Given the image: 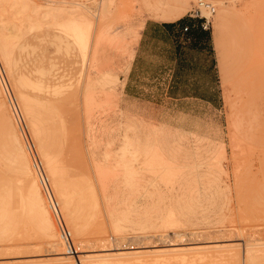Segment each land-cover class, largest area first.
Listing matches in <instances>:
<instances>
[{"label":"rangeland","instance_id":"obj_1","mask_svg":"<svg viewBox=\"0 0 264 264\" xmlns=\"http://www.w3.org/2000/svg\"><path fill=\"white\" fill-rule=\"evenodd\" d=\"M35 1L41 2V0ZM43 1L44 0H42V5L44 3ZM123 1L124 4L131 3L134 8L133 11H131L130 18L132 26L139 24L141 20L164 19L161 15L164 13V10H167V7H165L166 9L161 7V2L163 1L165 4L175 6L184 5V7H186L184 15L194 9L199 1H206L213 4L216 9L215 13L211 16L209 13L205 12L204 15L208 17L211 16V36L216 46L218 62L221 64L222 71V100L218 101L217 99L216 104L200 100H165L164 104L165 106L168 105V107L164 108V111L153 113L150 117H146L148 115L143 113L147 108L144 107L142 101H135L131 104V100L126 99L123 87L117 112L118 116L116 115L114 119L115 123L110 125L111 127L113 126V128L109 132V137H107L100 146L98 150L99 155L97 157L100 159L101 153L107 147L106 141L112 139L113 145L111 148L116 152V155L111 157L113 162L116 160L120 161L124 157L127 161L132 162V164H134L133 166L135 168L137 167L136 169H139V171L143 165L147 166L149 164L152 167L151 171L145 169L146 173L145 170H141L145 173L143 174L145 176L140 180L138 185L139 188L132 189L126 187L124 184L121 185L123 187V195L121 196H125L127 200L125 204H121L119 207L121 209L136 207L139 211H149L150 221L154 226L147 229H140L139 227L136 228L138 225H129L118 231L113 230V226L110 224L111 222H109L110 220L101 204V212H99L98 217L95 218V224L91 229L78 237L72 233V240L76 248L78 251L82 252L80 254L81 258H84L82 257L84 255H101L99 251L105 249L103 247L104 245H114L117 244L118 241L120 244L127 242L128 248H138L136 251L152 253L157 250L166 249L165 246L174 248V245L175 247L178 246L176 248L181 246V248H203L215 240L233 241L251 236L252 238H258L260 236L259 238L264 240V1L262 0L263 2H261L262 4L260 7H256V9H260L256 10L261 11L260 14L259 12L258 14L254 12L255 15L260 16L255 17L252 14L255 20L253 23L250 20L252 24L243 17L240 11L233 7V5H236V8L240 9V0H237V4H234L235 0L234 2H232L233 0H215L214 2L213 0ZM46 3L47 0L44 4ZM261 14L263 15V19L261 18ZM110 16H112V19ZM110 16L108 20L106 19L107 21L105 20L103 22L109 23L116 18L115 13ZM256 19L258 20L256 24L258 26L255 25ZM260 21H262V23ZM87 24L88 23L84 22L75 27H54L47 25L41 31L33 33H29L25 30L24 34H22V38L14 45L15 51L12 63L15 83L27 95L33 97L35 101L33 112L39 128L40 152L43 151V155L45 154V142L49 143L48 146L52 149V144L54 142L58 143L62 141L64 147L60 146L62 150L60 148L56 157L64 161V164L71 170L70 173L73 175H80V173L82 175L91 174V176H93V165L86 151L89 146V140L86 139L84 131L86 128L85 122L83 121L84 113L81 108L85 77L83 79L82 76L80 81L76 73L81 68V61L86 58V52L84 53V50H86L88 46L83 41L78 42L74 33V31H76L77 34H81L84 30L92 28L91 25ZM253 24L255 28H253ZM56 30L66 34L76 43L71 45L56 43L53 41V36L57 33ZM256 33H258L259 36ZM73 64H75L76 69H73ZM1 67L2 65H0V69ZM247 73L249 79L245 77ZM242 76L245 79L240 78ZM90 77L94 78L92 72L90 73ZM126 77L127 76H123L124 86ZM93 78L89 79V83L92 82ZM10 79L11 78L8 76L6 81L9 84L11 92L14 90L13 92L15 93L14 83ZM236 82L241 85L239 88L235 85ZM246 84L248 86H246ZM246 87H248L247 89L249 90H247ZM253 89L256 90L254 91ZM252 91L253 93H251ZM235 93L239 97L237 95L235 97ZM251 94H253V96H251ZM5 99H7V97H5ZM238 100H240V102ZM252 101L255 106H253L254 104L250 106V104L253 103ZM255 101H257L258 104ZM229 102L233 103L230 104ZM236 102L238 104H236ZM232 105H234V108H232ZM238 109V113L241 112L242 117L245 119L247 118L248 121L252 113L256 112L255 114L258 117L256 119L254 117L255 114L253 116L254 118L252 117V120H255L252 123L253 126L251 125L241 131L235 130L231 122L233 116H236L235 114ZM249 109L250 111H248ZM121 110L127 112L129 116L130 114L142 115L146 118L167 123L172 127L189 130V132L173 130L186 133L185 136L179 134L175 135L174 139L171 140L174 144L176 143V148L181 149V151L179 150L181 155H179L177 163L186 164L188 170L193 166L196 167L197 165H201L202 169H199V174L202 177L204 176L203 179H206L210 173L208 168L218 164L222 170L219 180V188L222 194L217 199L218 205L216 203L213 206L208 204L209 202L207 203L204 201L205 204H198L195 205L193 209L187 210L191 208V203L189 201H184V203L178 201L179 199L182 200L183 197L186 199L187 196L184 194L187 192L185 190L186 186L180 187V184H176L175 188L172 187V189L174 188L176 190L172 191L170 186L166 187L164 178L165 173L159 172V168L167 165V160L170 158L169 156H158L156 154L151 156L153 158L152 160L150 158V160L147 161V157L140 152L132 155L136 146H129L130 150L126 151L124 156L122 150L125 147L126 135L132 134L134 131L129 128L128 124L130 125V123L127 124L126 122L129 118L126 117ZM242 113H245V115ZM52 125H54L55 128H53ZM18 126L19 123L16 122L11 113L3 114L0 109V153L6 162L9 161V167L12 168H9L10 170L5 172L0 169V181L10 182L13 186L16 199L21 200L27 197L26 189L28 188L23 187L25 181L21 178L22 172L20 165L23 161V154L29 153V150L27 149L25 137L21 138L19 135L18 139H20L18 140L15 136L16 133L17 135L23 134ZM142 128L143 130L138 132L146 136L149 132V128L144 124ZM27 131L28 134L30 133L29 136H31L32 132H30L28 128ZM206 136L209 137V139H206ZM42 137L45 142H42ZM32 138L34 139L33 135L30 139L32 140ZM244 146H246V148ZM37 147L35 149H37ZM195 152H198L200 157L196 155ZM42 164L44 168H46L44 169L46 175H48L46 159L43 157ZM27 165H29L27 166L28 172L30 170V172L34 174L36 183L39 187H42L34 167L33 158L31 161L29 160ZM87 169L89 171H87ZM142 172H140V174ZM150 174L154 176L155 179L150 177ZM192 175H198V172L186 173L184 181H188ZM152 178L154 180H152ZM152 181L156 182L154 183L155 185ZM110 186L112 188L109 187V192L112 193L111 191L114 190V186L113 184ZM156 187L162 192L167 191L166 193L169 198L167 197V199L162 202H155L150 197V194L153 190V193H155ZM202 191L203 190H201V192ZM203 193L205 194V191L202 192V196L199 194H194V196L206 198V195ZM167 194L165 195L167 196ZM156 199L157 197L155 196V200ZM46 204H49L48 198ZM0 206H4V203L0 202ZM14 206L27 207V204L22 206L21 204H16ZM205 207L213 209L216 207L215 209L218 211L215 209L216 212L205 210ZM182 208H184V210H182ZM61 210L68 226L67 228L70 229L71 227L69 222H67L68 220L62 209V205ZM161 213L169 217L168 221L165 222L159 217ZM2 215L11 216V223L2 224L0 222V240H4L0 242V264H32L33 261L37 262V264H51L53 260L56 261L58 259L66 260L67 264H75L73 256H78L80 252H70L71 250L69 251L67 249L65 242L59 236L61 233L59 228H55V236L49 240L46 239L47 237L38 236L32 230L30 231L28 227L26 230L27 235L23 238H18L23 240L12 241V239L16 238H14V236H7L5 233L17 230L18 222L22 220L21 217L24 215V211L18 208L11 211L0 210V221ZM15 218H17V220H15ZM134 219L139 221L138 217H134ZM171 220L175 221L178 226H172L170 224L172 222ZM209 221H211V223H209ZM1 224L3 226H1ZM179 231L180 234H177ZM182 233L184 234L183 236ZM79 241L84 242L85 245L79 247ZM40 243H42V248L37 247ZM120 244H118V247L121 248V246H119ZM83 251L86 253L83 254ZM59 253L64 254L60 255ZM69 253L71 255H69ZM65 254L71 256L70 260L67 259ZM109 254H112V252ZM75 258L76 257H74V259Z\"/></svg>","mask_w":264,"mask_h":264},{"label":"bare ground","instance_id":"obj_2","mask_svg":"<svg viewBox=\"0 0 264 264\" xmlns=\"http://www.w3.org/2000/svg\"><path fill=\"white\" fill-rule=\"evenodd\" d=\"M45 1L46 0H44L43 2L45 3ZM214 1L215 0H213V2ZM240 1H241V4H239L241 5L240 9L236 8V5H233V7L238 11H240L243 17L248 22H250L251 20V22L253 23V21H255L254 16L255 17L258 16L255 14H258V12L260 14L261 12V11H256V10H260L259 8L256 9V7L257 6L260 7L262 4L261 2H263L264 0L263 1L240 0ZM144 2H147V0H145ZM163 2H161V7L164 9H166L165 7L168 8V5ZM199 2L197 3V5L199 4ZM232 2H234V0ZM237 2L238 1L235 0L234 4H237ZM44 3L42 5V0L41 2L35 0H0V65H2L0 69V109L3 114L11 113L15 118L16 122L19 123L18 127L23 134L17 135L16 133L15 136L17 137V139L19 135L21 136V138L25 137L24 139L26 140L27 143V149L29 150V153L23 154V161L22 164L20 165V169L22 172L21 178L23 181H25L23 187L28 188L26 189L27 197L25 199L22 198L21 200L16 199L12 184L7 181L6 182H3V180L0 181V202L4 203V206H0V210L11 211L13 209L18 208L24 211V215L21 217L22 220L18 222L17 230L14 232L8 231L5 233V235L14 236V238L16 239H12V241L15 240L20 241L23 239H18V238L25 237L27 235L26 230L29 227L30 231L32 230L38 236L40 235V236H44L45 238L47 237L46 239L49 240L52 239L55 236V228L60 229L58 222L56 223V215L52 207V199L55 202V204L58 205V211L62 215L64 224L66 225V227H68L62 214V210H61V205H62V209L68 220L67 222H69L71 227L68 230L71 235L74 234L76 237L83 235L85 232L91 229V227L95 224V218L98 217L99 212H101V204L103 205L106 215L110 220L109 222H111L110 224L113 226V230L118 231L121 228L124 229L125 226L128 227L129 225L131 226L138 225L136 226V228L139 227L140 229L151 228L152 226H154V224L151 223L150 221V213H148L149 211L147 210H145L144 212L139 211L136 207H133L131 209L130 208L121 209L119 206L121 204H125L127 200L125 196H121L123 195L122 192L123 187L121 185L124 184L126 187L132 189L139 188L138 185L140 183V180H142L143 176H145L143 174L146 173V170L151 171L152 167L149 164L147 166L143 165V167L141 168L139 167L140 168L139 171V169L138 170L136 169L137 167L135 168L133 166L134 164H132V162L125 163L121 161L122 164L112 165L109 163V158L111 156V153L106 152L104 153V155L100 157V159H98L99 163L94 166L97 167L94 170L93 176H91V174L82 175L81 173L80 175L79 174L73 175L70 173V169H68V167L64 164L63 160H60V158L58 159L55 156L52 157V156H47L45 154L43 155V151L40 152V135H39L38 123L35 119L33 112L35 101L33 100V97L26 95L17 86V84L14 81V76L12 71V57L15 51L14 45L22 38V34H24L25 30H27L29 33H33L36 31H41L47 25L54 27L56 26L75 27L76 25L78 26L84 22L88 23L87 25H91L92 28H90L89 30H84L81 34H76V31H74V33L77 37L78 42L83 41L89 47L88 53L84 60V72L82 75L83 79L85 77L84 87L82 90V106H81L84 113L83 121L85 122V128H86V130L84 131H85L86 139H91L93 144L99 145L103 141V137L106 136L110 128V124L113 123L112 121L110 122V119L113 118L112 114L118 112L116 111L117 110L116 108L118 107V96H117L118 93L116 94V92L117 89L123 86L124 84L123 80H120V76L127 75L129 71V63L119 69H113L107 67L95 69L92 63L94 53L97 50V48H99L100 46L114 47L117 49V51L125 47H129V48L135 47V45L138 42L142 26L146 20L143 21L141 20V22L136 26H130V24L126 22L127 15L123 8V5H120L117 2V0H47V3L46 4ZM202 3H206V4L208 3L215 9V6L209 2L202 1ZM215 11L212 12L211 8H206L204 6L202 7L203 15L205 12H207L212 16L215 13ZM185 12H186V7L164 10V13L161 15V17L164 19H177L182 15H184ZM114 13L116 18L114 20H111L112 16L110 15ZM252 14L254 15L253 17ZM109 16L111 18L110 19L111 21L109 23L103 22L106 19L108 20ZM210 17L208 18L211 20ZM261 18L263 19V15ZM257 22L258 20L256 19L255 25L257 24ZM260 22L262 23V21ZM253 28H255L254 24H253ZM256 34L258 35V33ZM126 55L128 59H130L132 56V52L128 50L126 52ZM91 72L93 73L94 78L92 77L93 80L91 83H89V79H92L90 77ZM96 72L97 74H95ZM247 75L248 73L245 74V77L249 79ZM8 76L9 78H11L10 80H12L14 83L16 90L15 93L13 92L14 90L12 91L14 94L11 92L9 84L6 81V79H8ZM240 78L245 79L243 76ZM247 84L246 86H248ZM235 85L238 88L241 86L239 83L237 84V82ZM98 87H100V89L104 91V94H106V96L104 95H103L104 97L102 96L104 99H101L99 97L101 100H97L98 97L94 98L95 93L92 92H96L95 88L98 89ZM247 88L248 87H246V89ZM251 93H253V91ZM99 94H103V93H99ZM236 95L237 94L235 93V97ZM251 96H253V94H251ZM5 97H7V99H5ZM238 101L240 102V100ZM255 102L257 103V101ZM236 104L238 103L236 102ZM252 104H254V102L251 103L250 106H252ZM232 106H233L232 108H234V105ZM253 106H255V104ZM238 111L239 109L236 111L235 114L236 116H233L231 124L236 131H241L244 128H248L252 125V123L255 121L254 119L252 120V117L256 112L252 113V116L249 119V121L252 120L250 121L251 122L250 123L247 120V118L245 119L244 117H242L241 112L238 113ZM248 111H250V109ZM245 113L242 114L245 115ZM230 116H231V112H230ZM254 117L257 119L258 116H256L255 114ZM27 128L30 130V132H32L31 134L33 135L35 140L33 138H32L33 141L30 139L32 135L29 136L30 133L28 134ZM103 130L104 132H102ZM95 133H98L99 135L94 136ZM144 138L145 137H143V139ZM150 139L148 138L147 140L146 138L144 139L146 140L145 145L143 148L141 147L142 149L140 150V153H142L147 157V161H149L150 158L152 160L153 158L151 156H154L156 154L158 156L160 155L165 156L164 154H166L167 151H171V150L173 151L172 155L174 156L170 159L167 165L159 168V172L163 174L165 173L164 178H165L166 187L170 186V188L172 189V187L175 188L176 184H180L181 185V186L179 185L180 187L186 186L185 190L187 192L184 193L185 196H187L186 199H184L183 197L182 200L179 199L178 201L179 202L182 201V203H184V201L186 202L189 201L191 203L190 205L191 208H188L187 210L193 209L195 205L205 204L204 201H206L207 203L209 202L208 204L214 206L217 203L218 197H220L222 194V192H220L221 189L219 188V180L221 177L222 170L218 166V164H215L214 167H209L208 169L210 173L208 177H206V179H203L204 176L202 177L199 174L200 172L199 169L201 168V165H197L196 167L193 166L188 170L186 164L182 165L177 163L179 155H181L179 152V150L181 151V149H178L176 147H173L171 149L168 146L165 147L169 149H163L161 147H158L159 142L156 141L152 142ZM160 139L161 138H159V140ZM111 140L108 141L110 142ZM37 143H38V147H37ZM129 146L131 145L129 144ZM36 147L37 149H35ZM244 147L246 148V146ZM86 151L88 152L87 154L89 155V157H91L92 159L97 156L96 149L94 150L91 147V145L87 147ZM133 151H134L133 153L138 152L137 149H134ZM195 153L200 157L198 152ZM42 157L46 159L48 175H46L45 173L44 169L46 168H44L42 164ZM32 158H33L35 170L38 174L43 190L42 187H39L38 184L36 183L34 174H32L30 170L28 172L27 166L29 165H27V163L29 162V160L31 161ZM9 168L12 169L11 167H9V161L6 162L3 159L2 154L0 153V169L5 172L10 170ZM141 170L142 171L145 170V173H143ZM87 171L89 170L87 169ZM140 172L142 173L140 174ZM188 172H192V173L198 172V175L190 176L189 180L185 182L184 181L186 177L185 174L186 173L188 174ZM43 177H45V179L48 181L50 188V195L52 199H50L48 190L46 189V187L42 182ZM150 177L154 178V176H151V174ZM153 178L152 180L155 179ZM154 183L156 182H153V184ZM111 184H113L114 186V190L112 189L114 192L111 191L112 193L109 192L110 188H112L110 186ZM174 188L172 189V191L176 190ZM157 190L158 188L155 190V193L157 192L156 194L153 193L154 192L153 190L150 194V197L157 203L166 200L168 197V194L166 193L167 191L162 192L160 190L158 191ZM201 190L205 191V194L204 193L203 194L206 195L205 196L206 198L201 197L203 192V191L201 192ZM164 192L165 194H167V196L164 194ZM194 194H199L201 196L195 197ZM155 196L157 197L156 199L157 201L155 200ZM47 198L49 201L48 205L46 204ZM16 204H21V206L27 204V207H20V206L15 207L14 205ZM204 209L211 210L214 212H216L215 210H217V209L214 210L213 208H209V207H205ZM182 210H184V208H182ZM134 217H138L139 221H136ZM159 217L163 219L165 222L168 221L169 219V217H167V215L163 213H161ZM15 220H17V218H15ZM173 220H171L172 222L170 221L171 223L170 222L169 223L172 226L177 227L178 225ZM0 222L2 224L11 223V216L2 215ZM209 223H211V221H209ZM2 224L1 226H3ZM177 234H180V231ZM183 235L184 234L182 233V236ZM0 236H1V232H0ZM59 236L63 239V241L67 246V249L70 251L71 247L66 242V240H64L62 233H60ZM259 237L252 238L251 236L248 238L245 237V239L242 238L233 241H221V240L214 241L212 239L214 242L209 243L208 246H204L203 248H193V247L181 248L182 247L181 245H180L181 247L179 248H176L178 246L175 247V245L174 248H168L170 246H165L166 249L157 250L152 253L150 252L144 253L141 251H136V249L138 248H134V249L131 247L128 248L127 242L120 244L118 241V243L114 245H108V244L104 246L102 245L105 249L99 251L101 252V255L98 256L84 255L82 256L84 258H81L80 254L82 252L78 251L73 240L71 244H73V246L75 247V250H73V252L75 253L80 252L78 256H73V260L75 264H161V263L163 264H264V240L260 239ZM1 241L4 240H0V242ZM60 244H64V243H60ZM118 244H120L119 246H121V248L118 247ZM84 245L85 244L82 241L78 243L79 247ZM37 247L42 248V243H40V245H38ZM108 252L109 253L112 252V254H109ZM85 253L83 251V254ZM59 254L63 255L64 253H59ZM65 255L67 259L70 260L71 256L69 255L71 254L69 253V255L68 254ZM74 257H76L75 258L76 260L74 259ZM32 264H37V262L33 261ZM51 264H67V262L66 260L58 259L56 261L53 260Z\"/></svg>","mask_w":264,"mask_h":264},{"label":"crops","instance_id":"obj_3","mask_svg":"<svg viewBox=\"0 0 264 264\" xmlns=\"http://www.w3.org/2000/svg\"><path fill=\"white\" fill-rule=\"evenodd\" d=\"M118 3L123 5L127 15L126 22L132 26L130 18L131 11H133L134 8L132 7L131 3L124 4L123 0H118ZM167 5V10L184 7V5ZM187 14L182 15L177 19H148L142 26L140 36L135 47H125L119 51H117V49L114 47L100 46L97 48L92 60L93 67L95 69L104 67L119 69L129 63V71L126 75L127 77L125 86L123 84V86H121L122 88H118L116 92V94L118 93V107L116 108V111L119 109V101L121 99L123 87L126 99L131 100V104L135 101H142L144 107L147 108L143 113L148 115L146 117H150L153 115V113L164 111V108L168 107V105L165 106L164 104L165 100H200L208 101L211 104H216L217 99L218 101L222 100L221 64L218 62L216 46L212 41L211 31L210 29L205 30L202 28V20L191 18ZM185 27H188V30H185ZM53 41L58 44L64 43L69 45L76 43L74 40L60 31H57V33L53 36ZM88 50L89 47L84 50L86 55ZM128 50L132 52L130 59H128L126 55ZM84 60L85 59L81 61L80 70L76 72L78 74L77 78L80 81L84 72ZM73 69H76L75 64H73ZM95 74H97V72ZM120 80H123L124 82L123 76H120ZM95 90L96 92H92L97 95H94V98L98 97L97 100L104 99L103 97L106 96L104 91H102L100 87H98V89L95 88ZM121 111L126 115V117L129 118L126 120V122L127 124L130 123L128 126L134 131V133L126 135V142H128L131 146H136L137 148H135L138 150V152H140V150L144 147L147 138H151L150 140L152 142H159V146L157 145L158 147L163 149H172L173 147H176V143L174 144V142L171 141L174 139L175 135H186L185 132L173 130H183L189 132V130L172 127L167 123L146 118L142 115L138 116L135 114H130L129 116L124 110ZM113 115L116 116L117 112L113 113V118L110 119V122L112 121L115 123L113 121L115 116ZM143 124L149 128V132L146 136H143L140 134V132H138L143 130ZM52 127L55 128L54 125H52ZM112 128L113 126H110L108 132L105 130L107 132L105 136L106 138L109 137V131H111ZM102 132H104V130ZM98 135V133L94 134V136ZM105 137H103V141L101 142L102 144L106 140ZM143 137H145L146 140H144L145 138L143 139ZM159 138L161 139L159 140ZM205 138L209 139L207 136ZM42 140V142H45L43 137ZM88 140L89 145H91L94 150L96 149L98 156V150L102 144H93L91 139ZM128 143H125L126 147H124L122 150L124 156L126 151L130 150ZM48 145L49 143L45 142L44 152L45 155L52 157H56L60 151V146L64 147L62 141L58 143L54 142L52 144V149ZM106 145L107 147L105 150H103V154L101 153V156L106 152L111 153L109 158L110 164H122L121 161L125 163H131L124 157V159L122 158L120 161L116 160L113 162L111 157L116 155V152L111 148L113 143L111 141H106ZM165 146H168L169 148H166ZM172 152L173 151L171 150L164 154L169 157L171 156L167 160L168 163L174 156L172 155ZM132 155H134L133 152ZM97 156L93 159L89 157L94 170L97 167L94 166L99 163ZM182 165H184V163Z\"/></svg>","mask_w":264,"mask_h":264},{"label":"built area","instance_id":"obj_4","mask_svg":"<svg viewBox=\"0 0 264 264\" xmlns=\"http://www.w3.org/2000/svg\"><path fill=\"white\" fill-rule=\"evenodd\" d=\"M203 6L206 8H211L212 12L215 11L214 7H212L210 4L202 3V1H200L199 4L194 9H192L190 12H188V15L191 18L202 20V24H201L202 28L205 30H209L211 27V20L208 17L203 15V12H202ZM184 29L188 30V27H185ZM32 148H33V146H32ZM42 182H43L44 186L46 187V189L48 190V193L50 195L49 184H48V181L45 179V177H43ZM50 199H52L51 195H50ZM52 207L55 211L54 213L56 215V220L58 222V225L60 227V230H61V233H62L64 240H66V242L71 247V251L75 250V247L73 246V244H71L72 243V235L70 234L68 228L64 224V220L62 218V215L58 211V205L55 204L53 199H52Z\"/></svg>","mask_w":264,"mask_h":264}]
</instances>
